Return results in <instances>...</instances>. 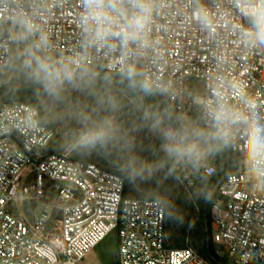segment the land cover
<instances>
[{
    "label": "built area",
    "instance_id": "1",
    "mask_svg": "<svg viewBox=\"0 0 264 264\" xmlns=\"http://www.w3.org/2000/svg\"><path fill=\"white\" fill-rule=\"evenodd\" d=\"M258 25L264 0H0V92L17 38L61 68L140 77L236 157L237 171L222 179L210 206L212 240L232 264H264ZM54 137L36 107H0V264H80L113 233L117 264H212L168 244L163 202L127 197L121 175L56 153ZM193 149L188 143L186 155ZM181 170L189 193L194 183ZM216 171L201 166L205 177Z\"/></svg>",
    "mask_w": 264,
    "mask_h": 264
},
{
    "label": "rangeland",
    "instance_id": "2",
    "mask_svg": "<svg viewBox=\"0 0 264 264\" xmlns=\"http://www.w3.org/2000/svg\"><path fill=\"white\" fill-rule=\"evenodd\" d=\"M22 45V39L17 38L14 66L3 87L8 90L14 86L13 94L20 95L18 99L10 96L12 100L4 104L22 102L36 107L42 124L55 134L51 144L56 153L96 164L122 175L124 180L126 176L130 177L127 197L168 203L172 196L184 193L191 203L189 211L200 213L194 203L208 189L201 166L208 163L222 169L221 161L215 155L214 141L200 133L194 122L184 121L182 131L172 129L159 116L161 109L166 107L160 97L129 95L126 91H117L111 77L93 80L51 67ZM198 91L202 93V85L198 86ZM105 120L112 126V138L108 142L88 150L68 147L79 132ZM191 142L194 149L186 155L187 144ZM145 156L148 159L142 160ZM131 158H135L142 169L136 177H131L125 170V163ZM180 165L194 183L189 193L185 190L186 180L178 171ZM152 185L157 188L149 189ZM42 210L39 208L38 213ZM180 220L179 215L175 216L167 225V241L171 247L180 239L183 226ZM195 231L193 227L187 246L199 253L193 237ZM212 249L219 258H225L214 241ZM117 252L118 242L113 233L80 264H117Z\"/></svg>",
    "mask_w": 264,
    "mask_h": 264
},
{
    "label": "trees",
    "instance_id": "3",
    "mask_svg": "<svg viewBox=\"0 0 264 264\" xmlns=\"http://www.w3.org/2000/svg\"><path fill=\"white\" fill-rule=\"evenodd\" d=\"M40 59H42L49 66L56 67V65L50 59L45 57ZM61 69L67 70L77 75H85V72L74 70L72 68L62 67ZM88 77H91L93 80L103 79L104 77H111L117 91H126L127 93H129V95L140 96L143 94L144 96L150 98L160 97L166 103V107L161 109L159 116L169 125L170 128L182 131L183 123H185L182 118V114L179 113L171 104H169V102L159 92L143 82L140 77L126 73L97 74L94 71L91 72V75ZM14 91V86H10L8 90H6V88H3V90L0 92V106L6 102L11 101L12 99L10 98V96H13L15 99L19 98L20 93L14 95ZM22 99H24L23 101H25V98ZM192 122H194L198 126L200 133L208 136L214 141L215 155L221 161L219 166L221 167L222 171L219 170L217 166L216 174L213 177H205L208 183V189L206 191V194L202 198L197 197L195 202L200 211L198 215L195 210L194 212L189 211V206L191 205V203L188 200V196L184 193H181L179 196H172L169 199L168 203H164L167 210L166 224L168 225L169 223L173 222L174 217H178V215L181 219L180 221L183 224L180 239L178 243L173 246V248L187 247V241L191 236L193 227H195V230L197 231H195L193 237L199 249V254L212 264H232L226 257L224 259L219 258L212 249L213 240L210 229V206L217 196V190L214 191L216 185L227 175L237 171V168L235 166L237 159L219 136L210 134L200 129V121L198 117L194 116ZM141 159H148V157L145 156ZM130 180V177H125L126 190L130 183ZM156 188L157 187L154 185L149 187V189L153 190H155ZM125 195L127 196L126 192Z\"/></svg>",
    "mask_w": 264,
    "mask_h": 264
},
{
    "label": "clouds",
    "instance_id": "4",
    "mask_svg": "<svg viewBox=\"0 0 264 264\" xmlns=\"http://www.w3.org/2000/svg\"><path fill=\"white\" fill-rule=\"evenodd\" d=\"M258 28L264 32V25H258ZM112 138V126L107 120L99 123L95 127L85 129L79 132L70 142L68 147L72 149L88 150L97 144L108 142ZM125 170L131 177H136L142 169L135 158L129 159L125 163Z\"/></svg>",
    "mask_w": 264,
    "mask_h": 264
},
{
    "label": "water",
    "instance_id": "5",
    "mask_svg": "<svg viewBox=\"0 0 264 264\" xmlns=\"http://www.w3.org/2000/svg\"><path fill=\"white\" fill-rule=\"evenodd\" d=\"M58 68H61L60 66H56ZM91 74H85V76H90ZM222 180L216 185L214 191L218 188V186L221 184ZM208 228V227H207Z\"/></svg>",
    "mask_w": 264,
    "mask_h": 264
}]
</instances>
